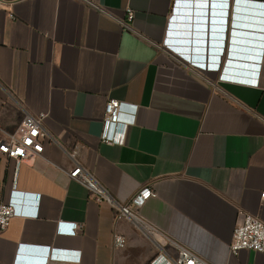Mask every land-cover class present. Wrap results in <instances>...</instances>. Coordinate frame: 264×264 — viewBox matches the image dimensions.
I'll use <instances>...</instances> for the list:
<instances>
[{
  "label": "crops",
  "instance_id": "0c3cea01",
  "mask_svg": "<svg viewBox=\"0 0 264 264\" xmlns=\"http://www.w3.org/2000/svg\"><path fill=\"white\" fill-rule=\"evenodd\" d=\"M185 1H0V137L25 112L46 113L47 133L43 152L18 167L0 154V199L15 211L0 234V264H144L155 254L140 228L69 178L73 149L119 201L152 184L140 214L209 263L264 264L255 251L228 248L239 211L264 222V0L180 11ZM165 39L220 62L205 66L214 84ZM259 64V86L217 80L223 67L252 80ZM109 99L138 106L119 144L100 140ZM71 225L80 228L71 234Z\"/></svg>",
  "mask_w": 264,
  "mask_h": 264
},
{
  "label": "built area",
  "instance_id": "2783aa9c",
  "mask_svg": "<svg viewBox=\"0 0 264 264\" xmlns=\"http://www.w3.org/2000/svg\"><path fill=\"white\" fill-rule=\"evenodd\" d=\"M214 2L215 4L213 5H221V2ZM132 19L133 12L127 9L125 19L119 20L120 27L130 29ZM175 48L181 53H183L182 51H187L185 47L181 48L179 45H176ZM183 54L190 56V54ZM190 57L192 58L191 63H186L178 57L176 59L205 83L214 84V81L204 71L206 65L208 66L207 68H215L217 64H211L210 57L209 62H206L205 57L202 56L192 55ZM224 77L237 78L221 75L217 80H223ZM137 109V105L109 99L104 108L100 140L108 144L122 143L127 127L135 122ZM45 116L46 113L44 112L36 114L25 112L16 130L7 134L6 137H0V154L13 159L16 167L21 161L40 155L43 152L44 140L47 138V133L42 128V120ZM76 153V149L67 152L74 161L73 167L68 171L69 178L83 185L95 202L108 203L115 210L117 218H125L133 222L153 242L156 252L144 264H211L183 243L168 237L140 214L139 209L142 205L155 195L152 184L141 186L126 201H119L99 183L92 173L75 161L74 156ZM260 197L264 198V193H261ZM14 214L13 206L0 199V234L9 226ZM71 226L73 227L71 228V234L80 228V225ZM112 238L115 249L125 246V238L122 235L114 233ZM167 245L175 250L174 257L166 251L165 247ZM228 248L231 253H236L242 249L255 251L262 256L264 261V222L257 216L239 211L238 221L232 231Z\"/></svg>",
  "mask_w": 264,
  "mask_h": 264
},
{
  "label": "clouds",
  "instance_id": "9594fccd",
  "mask_svg": "<svg viewBox=\"0 0 264 264\" xmlns=\"http://www.w3.org/2000/svg\"><path fill=\"white\" fill-rule=\"evenodd\" d=\"M168 42H169V40H168ZM167 39H165L164 41H163V45L165 46V48L168 50V51H170L172 54H174V55H176L179 59H181V60H183V61H185L186 63H191L192 62V58L189 56H187V55H185V54H183V53H181V52H179L178 50H176L174 47H172V46H169L167 43ZM259 60L261 61V59H260V57H259ZM219 64H220V62H218V65H217V69L219 68ZM257 69H258V67H257ZM224 67H223V69H222V72H221V74L219 75V76H221V75H224V76H226L225 74H224ZM255 77L254 78H252V80L251 79H249V78H242L241 80L240 79H238V78H236V79H232V80H236V81H238V82H244V83H249V84H252V85H254V86H259V84H260V79H261V69H260V64H259V69L256 71V74L254 73L253 74ZM226 77H224L223 79H225ZM227 79H230V78H227Z\"/></svg>",
  "mask_w": 264,
  "mask_h": 264
},
{
  "label": "water",
  "instance_id": "95a60500",
  "mask_svg": "<svg viewBox=\"0 0 264 264\" xmlns=\"http://www.w3.org/2000/svg\"><path fill=\"white\" fill-rule=\"evenodd\" d=\"M211 1H214V0H211ZM186 2H188V0L187 1H185V3H183V5H182V9L183 10H188V8H200V7H204V5H205V2H207V6L208 5H210V0H209V2H208V0H191V4H188V3H186ZM200 44V43H199ZM197 48H198V52L200 53L201 52V49L199 48V46H196ZM231 64L233 65V66H235V67H240V66H242V65H244V64H241V62H240V60H238L236 57H235V59L231 62Z\"/></svg>",
  "mask_w": 264,
  "mask_h": 264
},
{
  "label": "bare ground",
  "instance_id": "6f19581e",
  "mask_svg": "<svg viewBox=\"0 0 264 264\" xmlns=\"http://www.w3.org/2000/svg\"><path fill=\"white\" fill-rule=\"evenodd\" d=\"M181 5H183V3H182ZM182 10H183V9L181 8L180 11H182Z\"/></svg>",
  "mask_w": 264,
  "mask_h": 264
},
{
  "label": "snow or ice",
  "instance_id": "6c2138e0",
  "mask_svg": "<svg viewBox=\"0 0 264 264\" xmlns=\"http://www.w3.org/2000/svg\"><path fill=\"white\" fill-rule=\"evenodd\" d=\"M238 2H239V0H238Z\"/></svg>",
  "mask_w": 264,
  "mask_h": 264
}]
</instances>
